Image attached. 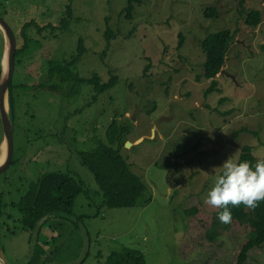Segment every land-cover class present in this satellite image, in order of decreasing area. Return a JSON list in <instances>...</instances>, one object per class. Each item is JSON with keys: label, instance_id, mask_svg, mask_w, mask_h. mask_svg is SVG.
Instances as JSON below:
<instances>
[{"label": "rangeland", "instance_id": "374dc122", "mask_svg": "<svg viewBox=\"0 0 264 264\" xmlns=\"http://www.w3.org/2000/svg\"><path fill=\"white\" fill-rule=\"evenodd\" d=\"M127 1L72 0V18L64 30H27L41 48L36 56L26 57L22 74L15 69L14 77L22 82L41 81L47 60L69 59L80 39L86 48L77 66L80 77L98 74L103 83L115 75L118 82L94 102L92 86L81 88L69 102L55 94L43 102V92L24 98L23 109L30 114L17 112L14 121L23 134L14 133V154L21 157L0 174V195L16 199L25 192L26 178L46 171H62L82 183L84 194L73 208L78 221L60 229L63 238L49 246L47 264H98L123 248L140 251L147 264H235L242 246L257 234L247 214L254 222L260 217L243 205L230 206L232 222L223 224L218 219L222 209L205 204V199L222 162L229 157L238 160L244 146L252 147L256 161L264 159V0L245 3L247 12L262 13L256 28L246 26L239 0H144L131 19L126 17ZM67 4L68 0H0V15L18 36L21 26L32 20L57 26ZM210 7L216 8L217 17L205 15ZM106 29L117 33L108 49ZM226 29L234 40L222 69L225 74L217 75L216 90L206 95L211 81L203 78L206 56L201 44L208 35ZM67 113L76 129L84 115L85 141L72 142L70 148L54 141L53 149L44 150L50 166L34 163L38 157L31 161L44 146L37 141V132L49 128L51 115L54 139L63 143L73 139L72 132L60 136L56 131L57 126L62 128L61 115ZM115 117L131 126L126 141L131 147L122 154L147 187L151 202L145 206L107 207L91 172L77 160L78 151L94 146L90 124H98L95 135L104 139ZM0 136L1 153V121ZM8 224L16 230L7 237L0 232V263L28 264L30 234L19 222ZM246 264H264V244L249 253Z\"/></svg>", "mask_w": 264, "mask_h": 264}, {"label": "trees", "instance_id": "16d2710c", "mask_svg": "<svg viewBox=\"0 0 264 264\" xmlns=\"http://www.w3.org/2000/svg\"><path fill=\"white\" fill-rule=\"evenodd\" d=\"M144 0H128L125 11L127 12V19H131L132 11L136 6L142 5ZM72 0H68L66 5L64 16L60 19L57 26L51 24L39 25L35 21H30L21 26L17 39L16 50V72L22 74L19 70L25 65L26 57L36 56L41 43L35 36H28L27 30L29 28H35L38 33L50 30V33H55L59 30H64L69 26L70 19L72 18ZM246 0H239V7L245 14L244 22L246 26L250 28L258 27L262 22V13L259 10L246 11ZM207 17H217L215 7H210L205 11ZM108 22V18L106 20ZM119 32V31H117ZM1 35V33H0ZM55 36V34L53 35ZM117 33L112 30L106 29L105 38L107 39V48H109V40L116 37ZM0 43V74H1V59L3 56L4 41L2 36ZM45 39H49L44 37ZM58 38V36H57ZM53 39L52 43L57 39ZM234 35L230 30H222L208 35L201 44V47L205 53L206 61L204 67L203 78L211 81V86L206 90V95L209 92L216 90V77L223 69L227 54L230 46L233 43ZM183 37L181 36V42L179 47L182 46ZM86 48L83 40H79L76 53L66 60H55L51 58L47 60L44 67V76L39 79L32 80L25 83L21 81V78L13 77L8 90V104L10 109V118L13 122L14 133L16 135H23L19 126H16L14 121L16 120L17 112L20 116L22 114L29 115L30 110L23 109L22 101L24 98L32 97L41 92L44 93V100L48 101L49 94H55L60 98H64L67 102L78 96L81 88L85 86H92L94 98H91V102L96 100V97L102 93L108 91L118 82L117 76H112L107 82L101 81L98 74H93L90 78L85 79L80 77L77 66L82 61ZM106 55V51L102 53ZM148 68V67H147ZM146 68V69H147ZM16 76V73H15ZM37 83V84H35ZM35 92V93H33ZM33 93V94H32ZM32 95V96H31ZM49 102V101H48ZM29 104V102H27ZM24 112V113H23ZM82 114V112L80 111ZM82 116V115H81ZM61 127L57 126L56 131H60V136L67 132L74 134L73 139L66 140L64 143L60 140H55L54 135H51V131H54L52 123V115L48 120V127L39 128L37 132V141L44 143L42 149L33 156L40 158L34 163H45L50 166L51 163L46 160V153L44 150L53 149L54 141L58 144H63L70 148L72 142L77 143L85 139V135L88 134L86 127L88 122L84 124L85 117L81 119L83 124L78 123V129L73 128L70 125L73 121V117L70 115H61ZM52 125V128L50 127ZM93 137L91 143L94 144L90 150H81L77 152V160L85 168L91 172L94 177L95 183L100 188L104 196V203L107 207L114 209H130L136 206H145L151 202V197L148 198L147 187L142 179L133 173L131 170L132 164L128 162V158H125L122 154L125 149V143L131 134L130 125H122L118 122L117 117L110 123L106 130L104 139H100L95 135L97 125H92ZM99 127V126H98ZM50 129V131H49ZM101 129V128H100ZM82 134V135H80ZM23 138V136H21ZM1 141V136H0ZM85 141V140H84ZM49 148L47 149V147ZM21 152V150H20ZM20 153H18L19 155ZM21 155L15 156L12 161V165L19 162ZM240 162L251 161L253 164L256 162V157L253 155L251 146H244L241 150L238 158ZM66 159H64V162ZM25 184V192L22 195L16 196V199L5 200L6 194L0 195V232L1 234L11 236L15 234V228H10L8 221L19 222L20 229L29 232V245L32 247V253L28 264H47L45 256L51 245V243L57 242L59 238H63V226L66 222H73L77 220L73 208L75 206L77 198L84 194V187L82 183L77 182L70 175L63 173L62 171H46L41 175H35L34 178L28 179ZM22 184V178L17 180ZM250 212L257 213L260 217V222H254L253 217L248 213L251 218V225L253 230L257 231L250 240H248L241 248L235 264H246L249 253L255 249L260 248L264 244V201L259 203V206L254 210L249 209ZM16 211V214L12 212ZM196 211V210H195ZM194 210L190 213L194 214ZM237 215V218L245 219V217ZM73 216V219L70 218ZM17 217V218H15ZM8 226L7 228H4ZM77 227V226H76ZM76 227L72 229L75 235ZM60 233V234H59ZM0 234V235H1ZM57 234V235H56ZM71 233L69 238L74 239ZM253 235V234H252ZM251 235V236H252ZM1 248V247H0ZM86 253L84 262L88 257ZM98 264H147L145 256L138 250L131 248H123L121 251L112 252L103 262Z\"/></svg>", "mask_w": 264, "mask_h": 264}, {"label": "clouds", "instance_id": "9594fccd", "mask_svg": "<svg viewBox=\"0 0 264 264\" xmlns=\"http://www.w3.org/2000/svg\"><path fill=\"white\" fill-rule=\"evenodd\" d=\"M85 107H89L88 104ZM219 168L221 172L207 193L205 204L222 209L218 212V219L223 224H229L232 222L230 206L243 205L254 210L264 201V159H258L253 164L251 161L240 162L229 157Z\"/></svg>", "mask_w": 264, "mask_h": 264}, {"label": "water", "instance_id": "95a60500", "mask_svg": "<svg viewBox=\"0 0 264 264\" xmlns=\"http://www.w3.org/2000/svg\"><path fill=\"white\" fill-rule=\"evenodd\" d=\"M0 28L5 34V40L8 48L5 52V64L2 68L3 75L0 79V121L4 136V143L6 144V158L2 166H0V174L6 172L14 158V131L7 112V95L10 83L14 77L15 72V55L17 50V41L11 26L0 16ZM225 74V71H221ZM159 126V124H157ZM125 147L130 148L131 144L127 142Z\"/></svg>", "mask_w": 264, "mask_h": 264}, {"label": "bare ground", "instance_id": "6f19581e", "mask_svg": "<svg viewBox=\"0 0 264 264\" xmlns=\"http://www.w3.org/2000/svg\"><path fill=\"white\" fill-rule=\"evenodd\" d=\"M0 29H1V28H0ZM2 31H3V30H2ZM3 33H4V32H3ZM4 36H5V34H4ZM5 41H6V40H5ZM6 44H7V42H6ZM7 48H8V45H6V51H7ZM15 62H16V61H15ZM221 71H223V70H221ZM221 71H220L219 74H221ZM3 72H4V70L1 72L0 79H1V76L3 75ZM7 112H8L9 119H10V121H11L10 113H9L8 95H7ZM11 124H12V121H11ZM12 127H13V131H14V126H13V124H12ZM1 148H2V150H1V153H0V166L3 165V163L5 162V158H6V144L4 143V141H3L2 144H1ZM170 178H172V177L170 176ZM169 182H170V184H171V187L175 186V185H173V184L171 183V180H170V179H169ZM2 262H3V264L5 263L3 260H2ZM0 264H1V263H0Z\"/></svg>", "mask_w": 264, "mask_h": 264}, {"label": "flooded vegetation", "instance_id": "af4514ba", "mask_svg": "<svg viewBox=\"0 0 264 264\" xmlns=\"http://www.w3.org/2000/svg\"><path fill=\"white\" fill-rule=\"evenodd\" d=\"M1 16V15H0ZM12 28V27H11ZM0 33H1V36L3 38V41H4V46H3V56H2V59H1V72H2V68H4V64H5V52H6V41H5V36H4V33L3 31L0 29ZM16 37V41H17V44H18V39H17V36ZM16 56V55H15ZM15 61H16V58H15ZM16 66H17V63H16ZM16 66H15V69H16ZM1 75V74H0Z\"/></svg>", "mask_w": 264, "mask_h": 264}]
</instances>
